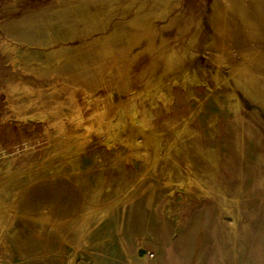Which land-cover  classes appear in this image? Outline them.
<instances>
[{
	"label": "rangeland",
	"instance_id": "374dc122",
	"mask_svg": "<svg viewBox=\"0 0 264 264\" xmlns=\"http://www.w3.org/2000/svg\"><path fill=\"white\" fill-rule=\"evenodd\" d=\"M256 2L0 0V264H264Z\"/></svg>",
	"mask_w": 264,
	"mask_h": 264
},
{
	"label": "crops",
	"instance_id": "0c3cea01",
	"mask_svg": "<svg viewBox=\"0 0 264 264\" xmlns=\"http://www.w3.org/2000/svg\"><path fill=\"white\" fill-rule=\"evenodd\" d=\"M264 2V0H263ZM257 7V2L254 4V9H258L256 12H252L251 14H247L249 20L251 19V23L256 27V30L253 31L252 36L247 35V43L249 44H257V46H253V49L258 50L257 52L254 53V61L252 65V72L257 74L256 81H258V84L262 81H264V70H263V75L261 76V70H260V59L261 55H263V60H264V3L261 4V8H256ZM239 32H247L245 29L240 28L238 30ZM262 78H261V77ZM258 84H253V92L248 91V94L257 102L260 104L263 109H264V91L259 90Z\"/></svg>",
	"mask_w": 264,
	"mask_h": 264
}]
</instances>
